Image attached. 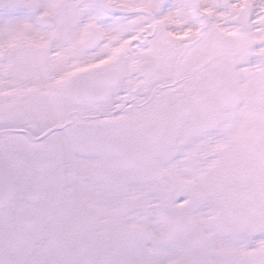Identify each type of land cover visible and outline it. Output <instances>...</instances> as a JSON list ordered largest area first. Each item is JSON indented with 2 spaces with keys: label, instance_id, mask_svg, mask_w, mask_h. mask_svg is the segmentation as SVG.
Wrapping results in <instances>:
<instances>
[{
  "label": "snow or ice",
  "instance_id": "obj_1",
  "mask_svg": "<svg viewBox=\"0 0 264 264\" xmlns=\"http://www.w3.org/2000/svg\"><path fill=\"white\" fill-rule=\"evenodd\" d=\"M0 264H264V0H0Z\"/></svg>",
  "mask_w": 264,
  "mask_h": 264
}]
</instances>
